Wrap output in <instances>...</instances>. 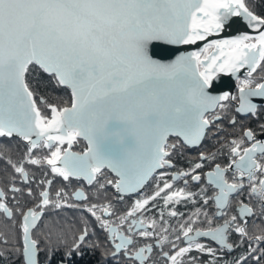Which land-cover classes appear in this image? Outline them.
Wrapping results in <instances>:
<instances>
[{"label": "snow or ice", "instance_id": "obj_1", "mask_svg": "<svg viewBox=\"0 0 264 264\" xmlns=\"http://www.w3.org/2000/svg\"><path fill=\"white\" fill-rule=\"evenodd\" d=\"M241 21L251 31L226 37ZM198 43L192 52L170 47ZM261 62L264 15L251 0H0V138L26 142L20 160L8 159L10 187H0V215L14 226L19 217L18 236L0 233V257L11 253L20 264H41L45 253L44 264H51L62 249L58 264H73L101 248L91 239L90 215L105 233V264H222L225 250L245 245L223 264H261L264 235L250 234L247 225L264 216V140L244 129L228 142L231 162L215 163L196 192L190 181H201L198 170L217 153L201 152L187 170L171 172L174 157L200 145L232 101L239 100L237 113L257 114L252 98L264 97V82L251 84L258 68L264 79ZM242 68L244 79L237 75ZM37 71L71 90L70 107L38 95L31 82ZM220 73L236 78L239 97L215 83ZM113 120L124 127L109 132ZM229 123L235 126V117ZM222 130L217 124L215 133ZM78 137L88 142L82 154L72 151ZM56 178L67 183L53 191ZM180 180L183 187L176 186ZM133 197L127 210L117 211V203ZM197 198L203 203L185 219L176 206H195ZM65 208L87 215L78 234L58 232L54 243L39 223L46 212ZM233 234L238 239L229 243Z\"/></svg>", "mask_w": 264, "mask_h": 264}, {"label": "flooded vegetation", "instance_id": "obj_2", "mask_svg": "<svg viewBox=\"0 0 264 264\" xmlns=\"http://www.w3.org/2000/svg\"><path fill=\"white\" fill-rule=\"evenodd\" d=\"M251 7L255 10H263L264 9V0H251ZM261 69H257L256 73H253V83L251 84L252 88H255L257 83L264 82V79L260 78ZM246 75H240V79H244ZM53 89H49V93H45L44 97L47 98V100L50 103L55 104L53 101L49 100V95H51V91H53L54 95H57L55 92H64L62 86H57L54 84ZM68 95L69 92L67 91ZM230 94L236 95L239 97V91H238V82L236 78L234 79V87L232 88ZM67 95V96H68ZM68 104H70V95ZM256 100L254 97L252 98L253 103H257L260 105V107L257 110V114L255 116L251 114H239L235 111L236 106L239 103V100L232 101L229 105V110L222 114V119L217 122V124L223 129L219 133H215V129L217 127V124H214L210 127V129L207 132L206 138L201 142L200 145L195 147H187L185 146L182 151L177 154L174 157V164L175 168L171 169V172H175L178 169H185L187 170L189 168V162L190 161H198L199 160V153L203 152L205 154L209 153H217V159L214 163H208L205 162V167L200 171L202 179L199 183H191L190 181V191L196 192L198 191L202 186L206 184V179L204 177V174L208 171H211L215 167V163H220L221 166H227L231 162V158L229 157V147L228 142L233 138H238L241 136L242 131L244 129H252L255 132V135L257 139L264 140V132L261 131L260 126L264 124V97H257ZM64 106V105H63ZM50 115V112H49ZM235 117L236 125L233 126L229 123V119ZM78 142L73 145L72 151L74 152H81L85 149L86 145L83 139L77 138ZM170 141H176L178 143H182V141L179 138L176 137H169ZM25 142L20 141L19 138L13 137L11 139L9 138H0V187H10V185L7 184L8 177L13 173L12 167L8 164V159L11 158L13 161H18L23 157V153L26 151ZM251 142H245L243 146L247 147L250 146ZM66 147V145L64 146ZM38 154L44 155L47 154V150H43V152H40L39 150H36ZM238 160V157H236ZM31 168V171L35 173L36 180H39L42 178L41 171L37 166H29ZM102 171L107 172L108 177L112 178L114 177L107 169H103ZM231 177V172L228 174ZM190 180V178H189ZM67 182L63 181L62 178H56L53 183V191L55 188L63 186ZM176 186L183 187V181H176ZM72 184L76 185L77 181L74 179L72 180ZM35 186V181L34 185ZM17 187H19V181H17ZM149 191H151L152 185L148 186ZM208 195H212V189L209 188ZM247 193H245V196L241 197L240 199H246ZM108 199L112 200L114 203H116L115 199V192L114 189L111 186H108ZM133 198H125V201L122 203H117V211L118 212H124L127 210L128 206H130L133 203ZM199 200V198H197ZM13 203V200L11 199V196H9L8 204L11 206ZM203 203L202 200H199V202L194 206L193 204L189 203L186 206L183 204L177 205L176 210L179 212L184 213V218L186 219L188 214L191 213L194 210V207H200V205ZM211 211L212 209L209 208ZM156 210L153 209V213H155ZM83 215H87L86 213H81L79 210L76 209H69L65 208L63 210H53L45 213V216L43 217L42 221L39 223V227L44 232H51L52 233V239L55 243L56 240V234L58 232L64 233L66 237H70L73 233L79 232V230L82 227L81 224V217ZM151 215V213H150ZM87 219L90 222V231L95 232V236L91 237V239L98 238L101 244V248L97 249L95 252L92 251H86L82 254V256H76L74 257L73 264H105V258L103 256V252L105 251V248L107 247L106 239H105V233L100 229L98 224L95 222V220L88 215ZM18 223H19V217L16 218V226H14L13 221L8 220L4 218L2 215H0V233H4L7 235L10 239L12 237V234L15 232V234L19 235L18 230ZM218 223H222V221H218ZM47 225V227H46ZM248 231L250 234L253 235H264V216H256L253 217L248 222ZM238 237L233 234L230 237L229 243L236 242ZM199 242L201 243H210L207 238H198ZM43 243V241H41ZM183 246V245H182ZM212 246H216L215 244H212ZM261 248H264V244L260 245ZM247 246H241L238 248H235L234 251H232L230 254L225 250L223 254V261H233L237 257H239L242 253L246 251ZM62 252V249H61ZM61 252H57L53 257L51 264H58V262L61 259ZM190 255H196L195 252L191 253ZM46 259V254L41 253L40 254V261L41 264H44ZM203 259H207V257H203ZM222 261V264H223ZM0 264H20V260L16 258L15 256H12L11 253H6L4 257H0ZM107 264H112L111 260L107 261ZM249 264H251V261H249ZM261 264H264V258L261 260Z\"/></svg>", "mask_w": 264, "mask_h": 264}, {"label": "water", "instance_id": "obj_3", "mask_svg": "<svg viewBox=\"0 0 264 264\" xmlns=\"http://www.w3.org/2000/svg\"><path fill=\"white\" fill-rule=\"evenodd\" d=\"M251 30H249L246 26V24L241 21V24L239 25V31H236L234 29H229L228 33L226 34V37H232L238 34H244L247 32H250ZM252 34H255V32H253ZM170 47H179L181 49V51H188V52H192V51H196L201 47V43H198L196 45H189V46H170ZM154 58H159V57H154ZM167 59H174V57H167ZM47 74V73H45ZM49 75V74H47ZM238 76L240 75H246V69L242 68L240 70V72L237 74ZM234 79L235 77H233L231 74H224V73H220L218 74V79L215 81L216 84H218L220 86V88H222L223 90L229 91V93L231 92L232 88L234 87ZM222 82V83H221ZM227 86L226 88L224 86ZM64 87L70 95V99H71V90L67 89L65 86ZM214 94H219V92H215ZM256 100L258 99L257 97H254ZM70 107V104L68 105ZM117 115H121L120 113H116ZM124 127V125L119 122V121H110L109 125H108V131L109 132H113V131H118L121 130ZM81 139H83L82 137H79ZM182 141V138H179ZM84 140V139H83ZM85 142V149L79 153H83L84 151L87 150L88 147V142L86 140H84ZM26 143V142H25ZM125 143L128 146H132L133 145V140L131 137H126L125 139ZM113 176H115V173H112L109 169H107ZM114 189V188H113ZM115 192V190H114Z\"/></svg>", "mask_w": 264, "mask_h": 264}, {"label": "trees", "instance_id": "obj_4", "mask_svg": "<svg viewBox=\"0 0 264 264\" xmlns=\"http://www.w3.org/2000/svg\"><path fill=\"white\" fill-rule=\"evenodd\" d=\"M255 12L256 14L264 15V9ZM31 82L36 92L41 95H44L46 92L49 93V84L50 83L53 84V82L55 83V80L52 79L49 75L37 71V72H33L31 77Z\"/></svg>", "mask_w": 264, "mask_h": 264}, {"label": "rangeland", "instance_id": "obj_5", "mask_svg": "<svg viewBox=\"0 0 264 264\" xmlns=\"http://www.w3.org/2000/svg\"><path fill=\"white\" fill-rule=\"evenodd\" d=\"M262 66H264V62H261ZM54 84H56V82L53 84L50 83L49 84V89H53L55 86ZM64 92H55L57 95H54L53 91H51V95H49V100L53 101L55 104L59 105V106H63L65 104H68L69 101V95L67 93V90L63 87ZM38 95H41L38 93ZM68 95V96H67Z\"/></svg>", "mask_w": 264, "mask_h": 264}]
</instances>
